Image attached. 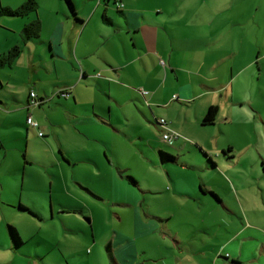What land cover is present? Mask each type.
Instances as JSON below:
<instances>
[{
  "label": "crops",
  "instance_id": "1",
  "mask_svg": "<svg viewBox=\"0 0 264 264\" xmlns=\"http://www.w3.org/2000/svg\"><path fill=\"white\" fill-rule=\"evenodd\" d=\"M27 1L15 0L6 6L18 8ZM35 1V14L5 20L18 28L14 29L15 35L0 42V56L15 45H23L21 32L29 23L39 20L41 32L38 39L23 45L24 52L11 68L0 66V83L9 90L0 96V149L8 148V128L26 129L28 139L32 134L39 136V132L51 136V144L42 142L53 154L46 163L58 167L60 174L45 172V177L61 176L63 194L71 199L68 205L57 204L59 215H75L88 224L84 223L88 229L84 244L87 264H100L94 251L102 254L104 248L110 261L103 264H156L158 260L163 264L257 262L256 255L246 260L240 248L253 239L250 232L261 231L264 237V228L240 219L231 226L236 230L230 229V236L218 242L199 235L183 236L185 224L193 223L191 227L196 230L200 221L180 223L177 233L170 223L179 207L200 203V189L216 197L234 215L203 174L217 172L223 176L218 169L225 167L232 172L234 168L232 144L220 147L211 128L227 125L230 111L253 96L237 95V87L245 85L242 80L237 82L241 71L249 74V81L256 77L264 80V0H73L75 15L63 0ZM120 3L122 9H118ZM235 31L240 34L235 36ZM241 61L244 67L236 74L234 67ZM21 68L30 70L29 84L23 83L24 98L14 86V77ZM63 89L70 90L69 98L54 96ZM32 91L49 100L28 111ZM212 106L219 108L217 118L214 124L205 125L203 121ZM255 112L263 115L259 110ZM29 115L39 118V129L28 126ZM160 119L167 120L181 138L171 145L165 143L164 132L157 124ZM160 150L174 154L177 161L162 162ZM25 153V161L15 156L0 158V195L5 191L1 177L12 176L16 181L10 184L13 194L10 200H3L4 206L15 214L22 213L21 217L42 222L45 217L34 198L40 194L32 167L38 161L27 158L28 150ZM63 159L68 166L66 172L62 169ZM153 173L161 181V190L144 188L150 180L148 174ZM51 187L54 192V181ZM145 193L166 195L173 206H163L160 213L145 208ZM24 194L29 197L27 201L23 200ZM55 207L51 220L56 216ZM133 208L138 225L128 232L119 230L115 224L122 220V210ZM103 215L111 230L98 237L96 229L100 230ZM3 222L2 212L0 264H4L6 253L21 250L35 239V234L10 221L4 236ZM8 225L22 236L25 243L21 248L13 247ZM155 231L162 233L167 244L161 258L138 251L136 246L140 237ZM57 243L66 256L61 241ZM234 244L236 251L231 247ZM261 250L264 258V239ZM67 263L71 264L69 260Z\"/></svg>",
  "mask_w": 264,
  "mask_h": 264
},
{
  "label": "rangeland",
  "instance_id": "2",
  "mask_svg": "<svg viewBox=\"0 0 264 264\" xmlns=\"http://www.w3.org/2000/svg\"><path fill=\"white\" fill-rule=\"evenodd\" d=\"M15 0H0V7H5L7 3L14 2ZM254 1V0H251ZM263 1V0H256ZM7 7V6H6ZM13 19L10 17L0 16V42H3L8 36L15 35L14 29H17V24H10L6 21ZM6 20V21H5ZM17 23V22H14ZM240 34L235 31L234 35ZM244 67V61L239 62V66L234 67V73L240 72ZM0 71L1 68H0ZM30 70L20 69L17 75L14 77V86L19 87V96L25 97L26 89L23 86L29 84ZM242 80L245 85L237 87V95L241 98H247L252 93L253 96L248 98V101H241L237 110H231L228 114L227 125H217L211 128L214 131V135L217 134V141L219 146H227L229 143L232 144L233 161L235 162L232 172H227L225 167L218 169L222 174L214 172L212 175L203 174L204 180L209 182L213 188L217 190L219 195L223 198L226 206L230 208L234 215L224 209L221 203L216 200L211 194H206L200 190L201 194L200 203L196 206L191 207L188 204L187 207H179V210L175 213L176 217L174 222L170 226L174 232H178L181 224L183 225L187 221H200V224L196 228H192L193 223L185 224L183 227L184 237H191L199 235L204 240L215 238L218 242L226 240L230 236V229L235 231L236 229L231 226L235 222H240V219L247 221L251 225H257L264 228V80L258 81L257 77L249 81V74L241 71L237 82ZM9 90L4 89L0 83V96L5 95ZM229 107V104H228ZM259 110L263 113L260 116L255 112ZM32 114V111H31ZM33 119L39 122V118L33 116ZM7 133L8 148L0 149V158L2 156L11 159L12 157H20L24 159L25 151L28 154L27 158H37V163L34 164L33 173L38 178L40 194L35 195L34 198L38 204V211L43 214L45 220L42 222H35L29 216L21 217L22 213L15 214L4 206L3 200H10V196L13 194L10 190V184L16 181L12 176L1 177V182L5 185V191L3 195H0V216L3 212V234L6 236L7 233V222L15 224L19 228H23L25 232L35 234V239L31 240L23 249L16 251H9L4 257V264H87L88 256L84 255V244L86 241L85 235L88 233L86 225L87 222L79 221L75 215H64L60 216L59 203L66 205L71 203V199L68 195L63 194L64 181L61 176L58 178L54 177L48 179L45 177V172L52 173L53 171L60 174V169L49 165L46 162L50 161V157L53 155L48 145H44L42 142L51 144V136L46 135L39 137L38 135L32 134L28 139L26 136V129L24 132L13 128L5 130ZM15 132H19L15 135ZM17 146L22 147V150H15ZM228 149V148H227ZM57 153L62 158L61 153ZM220 153V152H219ZM219 153L216 152L218 155ZM221 154V153H220ZM188 157V156H185ZM64 161V159H63ZM62 169L64 172L67 171V162L64 161ZM71 172V170H68ZM20 180L22 181L23 173H21ZM226 174V175H225ZM150 180H148L144 188L147 190H161V181H158L156 173L148 174ZM224 178L226 182L224 181ZM55 182V189L52 192L51 183ZM151 182V184H150ZM200 188V184L198 185ZM138 189V188H137ZM22 195V193L20 196ZM16 196V197H17ZM143 203L145 208L149 207L155 212L160 213L163 206L170 205V199L168 196L163 194H142ZM3 198V199H2ZM82 198V197H80ZM29 197L24 194L23 200L27 201ZM88 201V199H84ZM56 208V216L51 220V210ZM19 203L16 205L18 210ZM9 215L10 219L6 216ZM121 221L117 224L119 230L128 232L133 230L135 225H138L139 221L137 217L136 209H124L121 213ZM108 218L103 215L101 217L102 224L101 228L96 229V235L102 236L107 235L111 230L110 224L106 222ZM205 220L206 223L201 222ZM224 220V221H222ZM225 221H229L226 223ZM181 223V224H180ZM264 232V229H261ZM262 235L263 233L259 231ZM258 231L250 232L253 239L245 241L240 250H244L246 260L253 258L254 255L258 256L259 260L254 264H264V258L261 250V242L264 237ZM92 237V234H91ZM57 241H61L60 249H58ZM136 246L138 251L144 250L148 255H152L156 258H161L164 251H166L165 242L163 241L162 233L155 231L149 233L143 237H140ZM234 251L237 250V245L231 246ZM90 252V251H89ZM96 261L103 264V261L109 260V254L106 249H102V254L99 251H94ZM261 260V261H260ZM155 264V263H150ZM156 264H163L162 260H158ZM245 264H251L245 263Z\"/></svg>",
  "mask_w": 264,
  "mask_h": 264
},
{
  "label": "trees",
  "instance_id": "3",
  "mask_svg": "<svg viewBox=\"0 0 264 264\" xmlns=\"http://www.w3.org/2000/svg\"><path fill=\"white\" fill-rule=\"evenodd\" d=\"M66 5L68 6L69 10L71 13H73L74 15L76 14V9H75V5L73 3V0H63ZM120 5H122V3L118 4V9H122L120 8ZM38 11V4L35 0H28L25 4L19 6L18 8H10V7H0V16L1 17H11V18H23V17H29L32 14H35ZM105 21L108 22V19L106 17H104ZM40 32H41V22L39 20H35L32 23H29L28 25H26L24 27V29L21 32L22 35V43L23 45L32 41V40H36L40 37ZM23 45H15L14 47H12L7 53L3 54L0 56V66L1 67H9L11 68L15 62L20 58V56L22 55V53L24 52V46ZM100 76V75H98ZM143 93L145 94V91H143ZM32 94H34V97L32 96ZM70 90L68 89H63L60 91H57L55 93V97H63V98H69L70 96ZM148 94V92H147ZM49 99L47 98H40L34 91H32L29 95V101L27 104V109L28 111L30 109L33 108H39L41 107L44 103H47ZM219 112V108L217 106H212L210 107L207 116L204 119V124L205 125H211L215 123V120L217 118ZM31 118L32 120V124L28 123V120ZM161 120H164L166 122L165 126L161 123ZM27 124L29 127L34 128V129H39V123L37 121H35L33 119V117L31 115H29L28 119H27ZM157 124L159 125V127L161 128V130H163V136L162 139L165 143H167L168 145L173 144V142L179 138H181L180 134L177 133L176 131L172 130L169 127V123L167 122V120L165 119H160L159 121H157ZM42 134V135H41ZM173 134H176L173 135ZM168 135L171 138V141H166L164 139V136ZM39 136L43 137L44 133L43 132H39ZM159 157L160 160L162 162H176L177 161V157L174 154H171L167 151L164 150H160L159 151ZM128 179L132 182V183H136L135 180L132 177H128ZM8 233H9V237L12 241L13 247L15 249H19L24 245V240L22 238V236L20 235L19 231L17 230V228L8 225Z\"/></svg>",
  "mask_w": 264,
  "mask_h": 264
},
{
  "label": "built area",
  "instance_id": "4",
  "mask_svg": "<svg viewBox=\"0 0 264 264\" xmlns=\"http://www.w3.org/2000/svg\"><path fill=\"white\" fill-rule=\"evenodd\" d=\"M123 7V4L122 5H120V8H122ZM145 94H147V92H145ZM32 96L34 97V94H32ZM28 123L29 124H32V120H31V118L28 120ZM161 123L165 126V124H166V122L164 121V120H161ZM42 135V134H41ZM173 135H175L176 136V134H173ZM164 139L166 140V141H171V138L168 136V135H165L164 136Z\"/></svg>",
  "mask_w": 264,
  "mask_h": 264
}]
</instances>
